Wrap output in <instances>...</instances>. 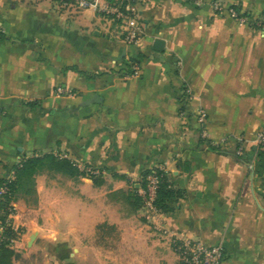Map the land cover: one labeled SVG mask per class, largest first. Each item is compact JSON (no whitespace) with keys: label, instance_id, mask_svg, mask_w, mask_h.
<instances>
[{"label":"crops","instance_id":"crops-1","mask_svg":"<svg viewBox=\"0 0 264 264\" xmlns=\"http://www.w3.org/2000/svg\"><path fill=\"white\" fill-rule=\"evenodd\" d=\"M138 10L128 46L92 9L0 0V181L42 154L95 163L89 193L54 167L18 182L13 264H178L172 235L221 245L222 264H264V165L232 155L264 131V0ZM157 168L182 197L154 216L140 191Z\"/></svg>","mask_w":264,"mask_h":264},{"label":"built area","instance_id":"built-area-1","mask_svg":"<svg viewBox=\"0 0 264 264\" xmlns=\"http://www.w3.org/2000/svg\"><path fill=\"white\" fill-rule=\"evenodd\" d=\"M195 5H201L203 0H189ZM139 0H69L71 5H74L82 10L92 9L99 14L112 19L119 23L123 28L124 41L128 46H136L143 38V26L140 21V14L138 10ZM217 10H221V6L215 4ZM234 17H238L234 10H232ZM139 72V64L133 65V75ZM204 118L201 117V121ZM238 141L243 142L240 138ZM264 145V131L257 137V146ZM239 152H243V147L240 145ZM165 171L162 168L153 169L145 176V186L140 191L142 203L148 214L157 216L160 211L156 206L158 198V191L161 182V174ZM9 192L6 186L0 188V196ZM15 215V209L11 205L9 210L8 222L11 228L19 233V230L14 228L12 219ZM8 223V224H9ZM159 230L164 235L167 230L159 225ZM4 227L0 223V242L2 240V233ZM173 247L178 255V264H222L225 259V250L221 245L209 246L201 241L192 240L189 238H178L171 236Z\"/></svg>","mask_w":264,"mask_h":264},{"label":"trees","instance_id":"trees-1","mask_svg":"<svg viewBox=\"0 0 264 264\" xmlns=\"http://www.w3.org/2000/svg\"><path fill=\"white\" fill-rule=\"evenodd\" d=\"M68 1L69 0H65ZM0 39L5 40V35L0 32ZM131 65H129V68ZM131 69V68H130ZM26 107L31 110H41L38 102H27ZM240 145H236V148H239ZM215 151H219L217 148H212ZM232 155L237 159V161L250 165L252 162L261 160L264 158V145L257 146L256 150L252 154L244 153L242 155L236 154L233 152ZM46 159L53 163V167L57 170L69 175L76 176L79 174L78 169L70 162L69 160H58L53 156H46ZM40 164L39 158L29 159L25 161L21 166L15 168V181L2 180L0 181V188L6 186L9 192L5 195L0 196V223L4 227L2 233V240L0 242V264H13V258L15 252L12 249V243L17 235V233L11 228L10 223L8 222L9 210L11 209L12 201L15 197V193L18 188V182L22 178L27 177L32 174L37 165ZM148 174V173H147ZM146 174V175H147ZM161 182L158 191V198L156 201V206L161 213H169L174 211V204L182 197V192L173 190L171 184L168 181L167 174L162 172ZM9 223V224H8Z\"/></svg>","mask_w":264,"mask_h":264},{"label":"rangeland","instance_id":"rangeland-1","mask_svg":"<svg viewBox=\"0 0 264 264\" xmlns=\"http://www.w3.org/2000/svg\"><path fill=\"white\" fill-rule=\"evenodd\" d=\"M24 3H28V4H39V3H43V2H54V3H67L69 5H71L68 1L65 0H21ZM59 93H62V91L60 90ZM28 101H21L20 103V107L24 108L26 107V103ZM39 102V101H38ZM49 156V155H41V157H39L40 160V164L37 165V167L34 169L33 173L35 174V171L38 172L40 171V173H42L43 171L46 172L48 169H53V163L51 161H49L48 159H46L45 157ZM58 160H69L70 162H72V164L78 169L79 174L76 176H70L72 179H77L80 180L81 178L84 179V181H80L83 184V188L82 190H84L85 192L89 193V188H91L90 186H92L93 190L95 191V163L92 162H88V161H76L74 159H68L65 156H53ZM258 164L264 165V158L262 157L261 160L257 161ZM30 174L27 177L30 179H25L22 184L23 186L27 187L28 185H30V181H31V177L34 174ZM63 173V172H62ZM65 174V173H63ZM67 175V174H65ZM69 176V175H67ZM69 177V179H70ZM88 186V187H87ZM22 188V187H21ZM73 188V185L69 186L67 188V190L70 192V190ZM74 188H78V186H74Z\"/></svg>","mask_w":264,"mask_h":264},{"label":"water","instance_id":"water-1","mask_svg":"<svg viewBox=\"0 0 264 264\" xmlns=\"http://www.w3.org/2000/svg\"><path fill=\"white\" fill-rule=\"evenodd\" d=\"M164 45H165V42L163 41V40H156L155 41V46H154V48H155V50H157V51H163V49H164Z\"/></svg>","mask_w":264,"mask_h":264}]
</instances>
